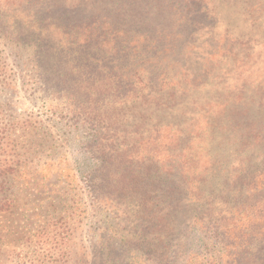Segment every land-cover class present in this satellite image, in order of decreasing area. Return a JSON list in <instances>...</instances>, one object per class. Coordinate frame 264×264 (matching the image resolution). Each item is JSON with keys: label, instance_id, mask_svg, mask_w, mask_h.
<instances>
[{"label": "trees", "instance_id": "trees-1", "mask_svg": "<svg viewBox=\"0 0 264 264\" xmlns=\"http://www.w3.org/2000/svg\"><path fill=\"white\" fill-rule=\"evenodd\" d=\"M3 1L13 7L0 14V35L20 47L16 57L23 55L36 68L40 89L63 93L62 105L71 116L68 127L95 131L87 141L93 156L92 178H85L91 184L86 185L88 194L102 207L109 199L130 204L124 220L132 228L106 225L105 229L121 242L137 245L145 255L152 254V264H195L202 251L209 255L205 264L221 256L243 264H264V53L260 52L263 67L249 65L255 57L252 53L264 43V0L239 6L242 10L237 14L244 18L247 31L262 34L243 43L242 35L230 37L224 32L217 38L206 33L202 41L179 35L177 30L184 25L173 15L183 14L194 0H74L85 3L91 17L88 24L70 31L61 25L62 16H50L56 10L50 0ZM200 1L197 8H203L208 18L201 29L216 20L209 21L205 1ZM12 11L14 16L9 17ZM165 14L170 15L152 19ZM161 30L176 33L163 36ZM235 47L248 53L234 54ZM92 61L110 97L85 101L88 107L75 95L70 99L66 85L71 72L79 70L84 73L74 88L87 90L91 64L76 63ZM224 66L245 71L248 78L243 86L230 85L225 97L215 104L210 99L207 107L180 111V102L173 105L175 95L188 96L207 87V80ZM183 67L192 73L183 74ZM248 84V89L256 90L255 101L248 104L254 118L243 119L242 91ZM147 110H151V133L134 144L152 141L162 129L172 132L161 171L147 164L153 163L155 154L130 153L124 158L132 140L125 139L121 145L109 133L120 117L127 116L136 128L145 125ZM154 110L168 119L152 115ZM10 170L0 165V212L10 201L8 195L21 188L19 180L9 176ZM248 207L254 214L241 218L239 211ZM135 221L143 227H136Z\"/></svg>", "mask_w": 264, "mask_h": 264}, {"label": "rangeland", "instance_id": "rangeland-1", "mask_svg": "<svg viewBox=\"0 0 264 264\" xmlns=\"http://www.w3.org/2000/svg\"><path fill=\"white\" fill-rule=\"evenodd\" d=\"M72 1L74 0H67V3L48 1L56 6L50 16H62L61 25L66 24V31L74 29L72 27L76 25L85 26L90 22V8L85 3ZM204 1L205 4L202 5L206 6L210 13L209 21H216L200 29V25L208 18L203 14V8H197L201 1L194 0L192 5L186 6L183 14L176 12L173 15V20L177 19L184 25L177 30L179 35L184 38L187 36L189 40L202 41L206 33L217 38L219 33L224 32L230 37L242 35V43L248 39L262 37L261 32H248L244 18L237 14L242 10L239 6H246L249 0ZM38 3L41 5V2ZM12 7L11 3L0 0V14L6 15ZM170 14L152 16V19H161ZM8 15L13 17V11ZM187 20L189 21L185 22ZM168 33L173 35L176 31L159 32L163 36ZM58 39V35L54 36L56 43ZM19 49L20 47L16 48L11 41L0 35V165L5 164L6 168L12 169L9 176L19 180L21 184L18 193L12 191L8 195L10 201L0 212V264H152V254L145 255L142 250H138L140 248L137 245L127 241L121 242L111 229H105L106 225L131 229L133 225L124 220V211L130 204L123 206L122 201L113 199L106 200L104 207L103 204L94 203L86 190V185L91 184H87L85 178H92L89 173L93 156L87 141L95 131L91 127H85L86 129L76 132L68 127L71 116L62 105L65 103L63 93L56 95L51 94V90L40 89L37 85L39 78L36 68L29 61L25 62L26 57L23 55L15 56ZM240 51L248 53L242 47H235L234 54H240ZM260 52L264 53V43L252 53L255 57L249 65L256 69L263 67V56H260ZM93 63L94 61L87 64L76 63L88 66L91 64L89 68L93 76H90L89 83L85 85L88 86L87 90L77 91L74 88V84L79 82L84 73L79 70L71 72L67 79L71 81L66 85L70 93L68 97L71 99L75 95L74 98L84 101L88 107L90 105L85 101L97 102L99 99L100 102L104 97H110L105 92L100 81L101 76L96 73L93 66L96 64ZM190 68L194 72V67ZM190 68L186 70L183 67V74L192 73ZM244 73L245 71L233 67H221L214 77L207 80V87L194 89L188 96L175 95L173 105L180 102L177 109L183 111L207 107L210 99L213 104L218 103L225 97L230 85L243 86V82L248 78ZM252 79L256 80V71ZM250 84L243 87L242 91L246 99L243 119L254 118L252 107L248 104L255 101L256 90L254 87L248 89ZM101 109L103 113H109L106 108ZM204 111L206 108L201 110V115ZM146 115L148 118L145 119V125L138 128L132 126L127 116L120 117L112 123L109 133L116 141L120 139L121 145L125 139L132 140L127 144L128 148L132 146V149L129 148V152L124 149V158L130 153L134 156L146 154L147 157L155 154L156 157L151 158L153 163L147 164L150 169L161 171L172 132L162 129L155 134L152 141L134 144L138 138H147L151 133V110H147ZM152 115H159L163 121L168 119L166 114H158L155 110ZM215 145L216 148L219 147L218 140ZM123 147L121 146V149ZM257 167H252L251 170ZM229 168L231 166H227L228 170ZM243 210L239 211L241 218L249 212L254 214L253 208ZM135 223L136 227H143V224L138 226L139 221ZM109 236L115 238L109 239ZM208 258L207 251H202L200 260L195 264H205ZM233 260L221 256L209 260L208 263L243 264V260Z\"/></svg>", "mask_w": 264, "mask_h": 264}]
</instances>
